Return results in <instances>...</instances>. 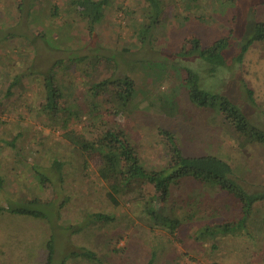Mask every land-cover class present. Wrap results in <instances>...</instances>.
Segmentation results:
<instances>
[{
  "label": "rangeland",
  "instance_id": "1",
  "mask_svg": "<svg viewBox=\"0 0 264 264\" xmlns=\"http://www.w3.org/2000/svg\"><path fill=\"white\" fill-rule=\"evenodd\" d=\"M234 1L226 7L224 0H159L161 12L151 27V35L140 44L139 25L148 21L150 3L146 0H108L93 38L78 27L79 12L69 0H0V140L10 139L16 130L22 133L16 140V150L0 142V172L5 176L0 206L6 208L12 200L33 197L50 204L45 206V219L0 211V264H43L45 244L52 236L51 264H264V200L253 208L248 233L201 243L195 235L204 224L221 221L226 214L233 216V212L224 210V193L185 181L172 188L165 203L167 211L171 210L182 223L175 234L151 228L138 197L131 196L132 201L121 197L117 207L110 204L108 187L96 175L94 165L82 169L81 161L70 154L71 148L60 136L62 129H51L36 116L41 97L39 74L62 61L56 73L57 86L64 93L61 102L91 103L88 86L105 75L102 60L94 59L95 67L87 60L81 64L71 58L117 53L115 77L127 75L136 84L137 94L129 104L131 114L127 110L114 117L112 102L104 97L97 101L98 116L110 124L126 123L124 129L145 168L166 165L170 148L159 128L173 127L175 142L183 152L213 154L227 160L244 190L264 193V146L247 142L212 111L196 113L193 107H186L187 96L180 80L183 75L172 68L181 59L193 70L199 67L193 58H176L180 43L191 34L227 35L229 17L230 27L238 34L248 31L250 17L253 22L264 21V0ZM18 2L22 5L20 12L16 11ZM32 52L28 68L23 57L28 59ZM15 74L20 76V83L6 96L9 80ZM241 74L256 102L249 113L250 121L264 131L263 41L251 45ZM217 75L222 76V72ZM202 78L210 91L222 87L218 76ZM231 91L227 87V92ZM238 91L243 98L241 89ZM166 98L178 100L184 111L186 108V115L183 111L174 119L165 118L159 106ZM85 117L76 119L68 128L89 130V136L97 133ZM47 148L65 158L64 177L40 186L29 163L37 161L48 167ZM91 211L109 214L114 221L85 226L86 214ZM152 254L154 259L149 260Z\"/></svg>",
  "mask_w": 264,
  "mask_h": 264
},
{
  "label": "trees",
  "instance_id": "2",
  "mask_svg": "<svg viewBox=\"0 0 264 264\" xmlns=\"http://www.w3.org/2000/svg\"><path fill=\"white\" fill-rule=\"evenodd\" d=\"M146 1L150 3L147 7L148 13H146L148 21L142 22L137 31L140 36L138 37L140 44L151 35V27L161 12L159 0ZM234 2V0H224V5L231 7L232 4H235ZM107 3L108 0H69V4L79 12L80 26L78 27L80 30L86 31L89 37L93 38L96 34L95 27L102 22ZM21 10L22 5L18 2L16 11L20 12ZM54 10L56 11L57 8L54 7ZM229 22L230 17L228 20L229 34L227 35L210 33L209 37L206 35L201 37V35L191 34L190 38L180 43L176 58H193L199 65L196 70L189 68L182 59L176 60L172 68L179 73V76L183 75V77L180 76V80L187 96L186 107H193L196 113L203 110L212 111L221 119L222 124L230 126L247 142L264 146V131L254 125L249 118L251 107H256L253 90L241 74L244 57L251 45L260 41L264 42V21L253 22L250 17L247 22L251 24L250 28L241 34L235 33ZM203 23L199 19V24ZM33 52L28 59L26 56L23 57V60H27L25 65L27 64L28 68L31 63L29 59L34 57ZM117 55L112 52L108 56L94 53L71 58L81 64L86 63L87 60L88 65L91 63L95 67L97 65L93 60H102L101 69L105 71V75L92 80L88 86L91 103L76 105L61 102L64 93L57 86L59 78L56 73L61 69L62 61H57L44 73H37L41 75V79H38L41 97L36 105V116L41 117L47 127L62 129L60 136L67 143V147L71 148L70 154L81 161L82 169H86L90 164L94 165L96 175L108 187L106 197L110 204L117 207L121 197H125L127 201H132V197L135 199L138 197L137 199L143 203L144 215L148 218L146 219L151 228L158 227L171 235L175 234L182 223L171 210L167 211L165 203L171 197L174 186L190 181L218 193H224L226 199L224 210L233 212V216L226 214L221 221L204 224L197 231L195 240L204 243L214 241L222 236H239L248 233V221L253 215V208L264 200V193H249L244 190L235 179L236 176H233L234 170L227 160L207 153L189 155L176 144L173 127L159 128V133L169 144L170 157L165 166L149 170L142 165L135 144L132 143L128 132L124 129L126 123L119 124L112 121L110 124V122H103L99 118L97 101L100 98H109V101L112 102V115L115 117L124 114L127 110L131 114L129 104L137 94L136 84L132 78L127 75L115 77L116 69L119 66ZM197 72H201V75ZM221 72L222 76L217 75ZM31 74L33 76L34 72ZM204 75L209 80L214 76L222 79V87L219 88V91L217 88H213L214 91L208 90L207 84L202 83ZM20 79V76L15 74L12 81L9 80L6 96L15 84L20 83ZM227 87H230L232 91L227 92ZM239 89L244 94L243 98ZM236 94L239 98L235 96ZM159 107L164 117L169 119L176 118L184 111L178 100L169 98L162 100ZM185 112L186 108L184 115H186ZM83 115H86L85 118L90 121V127L97 131V133H92V136H89L88 133H91L88 132L89 130L81 132L68 128L73 121L76 119L79 121ZM85 128L88 129L86 125ZM21 134L20 130H16L10 139H2L0 142L9 146L11 150H16V140ZM48 155L50 156L48 167L37 161L29 163L36 182L40 186L50 185L51 179L62 180L64 177L65 158L61 156L60 158L61 153L59 152L53 154L49 151ZM4 177L0 172V190L5 186ZM149 188L152 190L151 193L148 192ZM47 205H50L49 202H43L40 198L33 197L29 200H12L6 208L0 206V211L7 210L12 214L24 217L45 219L48 216L45 212ZM86 215L85 226L114 221L109 214L98 211H91ZM78 229L75 231L77 232ZM52 237L48 238L45 244L43 264L52 263L54 255ZM74 254L72 253V255ZM154 256L152 254L149 260H153ZM150 262L149 264H152Z\"/></svg>",
  "mask_w": 264,
  "mask_h": 264
}]
</instances>
